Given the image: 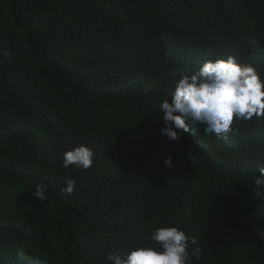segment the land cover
Returning <instances> with one entry per match:
<instances>
[{"label": "trees", "instance_id": "1", "mask_svg": "<svg viewBox=\"0 0 264 264\" xmlns=\"http://www.w3.org/2000/svg\"><path fill=\"white\" fill-rule=\"evenodd\" d=\"M233 38L264 52V0H0V264H103L90 236L141 205L197 239L186 264H264V118L161 134L162 99ZM81 144L93 166L65 169Z\"/></svg>", "mask_w": 264, "mask_h": 264}, {"label": "clouds", "instance_id": "2", "mask_svg": "<svg viewBox=\"0 0 264 264\" xmlns=\"http://www.w3.org/2000/svg\"><path fill=\"white\" fill-rule=\"evenodd\" d=\"M246 50L237 39L223 41L208 53L206 60L191 74H181L174 91L160 102L163 127L161 134L176 141L184 133H195L190 125L203 124L204 133L227 139L233 132V120L264 118V75L254 44ZM94 151L78 145L63 153L62 166L75 165L81 169L93 166ZM166 167H172L171 155L164 158ZM254 184L264 187V163L258 168ZM65 195L76 190V180L68 178ZM32 195L44 201L46 185L37 183ZM150 209L145 205L133 206L119 219L102 223L100 232L90 236L87 251L91 249L103 264H186L201 249L195 237L186 236L175 226L150 228ZM158 243L159 247H155ZM192 246L191 253L188 251ZM84 254V255H85Z\"/></svg>", "mask_w": 264, "mask_h": 264}]
</instances>
